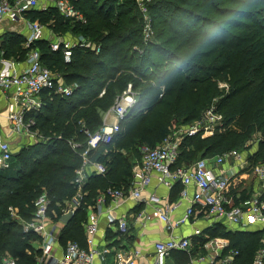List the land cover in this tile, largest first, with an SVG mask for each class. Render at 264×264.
<instances>
[{"label": "trees", "instance_id": "obj_1", "mask_svg": "<svg viewBox=\"0 0 264 264\" xmlns=\"http://www.w3.org/2000/svg\"><path fill=\"white\" fill-rule=\"evenodd\" d=\"M74 4L86 23L64 18L52 5L26 15L56 35L84 37L100 51L75 48L67 63L62 50L53 51L47 38L33 46L43 64L74 90L70 96L45 91L44 106L34 116L45 140L22 147L14 154L12 167L0 171V264L7 256L18 264L37 263L42 253L35 246L39 238L24 233L10 207L30 221L35 202L45 193L51 200L49 214L56 221L62 219V207L77 192L76 170L87 143L83 131L102 128L105 115L129 84L137 102L120 121L121 131L113 142L90 154L107 173L87 176L82 204L61 230L63 246L70 241L86 245L88 206L108 188L130 186L143 145L157 146L174 126L193 123L213 106L223 115L222 126L203 138L185 137L176 166L188 167L199 159L238 150L233 147L251 138L258 127L261 137L248 164H264V0H155L149 6L155 36L148 41L135 0H74ZM23 40L22 34L2 35L0 55L24 61L29 49ZM71 143L79 147L73 149ZM175 188L181 190V185ZM234 199L238 205L246 198ZM219 237L229 240L228 250L239 251L237 264H252L256 252L264 248V228L250 232L216 223L194 240L196 251ZM175 256V264H190L186 252Z\"/></svg>", "mask_w": 264, "mask_h": 264}, {"label": "built area", "instance_id": "obj_2", "mask_svg": "<svg viewBox=\"0 0 264 264\" xmlns=\"http://www.w3.org/2000/svg\"><path fill=\"white\" fill-rule=\"evenodd\" d=\"M74 1V0H73ZM72 0H0V29L9 26L10 23L23 22L29 30L26 36L24 47L29 52L24 60L25 67L19 68L21 62L0 56V92L8 100L5 112H0V118H6L9 134L0 131V171L9 170L13 164V156L16 153L11 142L12 135L23 138L24 143L21 148L30 144H36L45 140L36 126L35 114L44 106L43 95L45 91L53 92L55 95L70 96L73 93V86L64 82L61 76L46 67L41 60L39 49L33 47L34 44L47 38L53 51L62 50L65 62L72 60L75 48L81 47L90 49L96 53L100 51V46L85 39L84 37H63L50 31L38 20L31 21L26 15L31 9L45 11L49 6H54L60 14L73 22L86 23L84 14L77 9ZM153 0H135L139 12L144 20V40L151 39L152 17L149 15V5ZM15 30V29H13ZM104 94V90L100 95ZM130 101V102H129ZM137 102V93L129 84L127 89L117 98L114 106L105 116L113 115L116 122L109 123L104 119L102 128L91 133L88 129L83 132L87 136L86 148L80 153L82 165L76 170L75 184L77 187L76 196L72 201L66 202L61 209L62 217L76 210L81 206L84 198V185L87 176L94 172L98 175H106L107 168L99 162L91 160L90 154L99 149L102 145H109L115 136L121 131L120 121L125 118L128 110ZM107 118V117H106ZM223 115L217 111L216 107L208 109L204 115L193 124L172 130L170 134L157 146L150 147L143 145L140 148L141 159L133 165V178L128 188H108L100 193L94 204L88 206V217L84 223V233L86 245L82 246L78 242L70 241L63 249V254L59 258L55 255L57 243H60L58 232L59 224H65L62 219L54 220L50 213L51 200L44 193L35 202V211L30 221H25L18 214V209L10 207L11 215L21 222L23 231L26 234H35L39 241L35 243L41 250V256L36 264H95L97 259L106 261V256L111 249L99 248L95 236L99 231L100 210L105 207L108 201L120 204L127 198L145 203L160 204L162 198L156 193H152L148 198H143L144 191L152 183L153 179L158 184L172 188L180 184V200L175 203H168L163 207H155L152 215L161 220L168 231L171 232L182 226L197 215L202 214L206 218L215 219L217 222L232 226L248 228L250 226H261L264 228V165H258L254 169V174L260 182V189L248 199L243 206H236L233 197L230 195V188L234 174H219L214 166H221L227 162L235 160L239 165H247L242 159V152L231 150L219 154L213 158H202L188 167L176 166L180 146L187 136L212 135L218 126H222ZM5 133V134H4ZM72 148L79 147L77 143H71ZM214 166H213V165ZM194 187L195 191L190 194L188 188ZM182 199H188L189 207L185 213L176 221L171 220V213L178 207ZM196 208L198 212L196 211ZM151 218V214L141 212L137 219L145 222ZM251 218V219H250ZM111 224H116L121 236L128 233L129 223L126 218L116 219L109 217ZM199 234V232H195ZM192 246V236L179 238L171 236L167 241H160L155 244L154 261L152 264H167L168 259L174 251H184L190 253ZM229 241L219 238L209 239L205 244V254L199 261H207L208 264H237L238 250H228ZM141 256L140 251L124 249L116 250L114 254V264H136L137 258ZM3 264H18L11 257H5ZM252 264H264V248H260L254 257Z\"/></svg>", "mask_w": 264, "mask_h": 264}, {"label": "crops", "instance_id": "obj_3", "mask_svg": "<svg viewBox=\"0 0 264 264\" xmlns=\"http://www.w3.org/2000/svg\"><path fill=\"white\" fill-rule=\"evenodd\" d=\"M15 29V30H13ZM22 34L24 37L23 42L26 39V36L29 33L28 28L23 22L10 23L9 26H3L0 29V37L4 34ZM23 42H21L23 44ZM2 54V53H1ZM1 56V55H0ZM15 59V58H13ZM17 60V59H15ZM19 61V60H17ZM21 64L18 66L19 68H24V61H19ZM8 106V100L2 96L0 92V112H5ZM107 117V118H106ZM105 119L109 123L116 122V118L113 115L105 116ZM8 124L6 122V118H0V131L7 132V135H10ZM5 134V133H4ZM10 142L17 152L21 149V145L24 143L23 138L12 135L10 137ZM243 161L247 162V165H239V162L232 160L227 162L221 166H214V169L219 174H234L235 177L232 181L234 184L233 188H230V195L234 198L239 199L240 197H245L246 199L241 200V202L236 206H243L251 196L258 192L260 189V182L258 181L257 176L253 175L254 179L249 180V176L251 172L248 170L252 167L248 164V158L245 154L242 153ZM253 173V172H252ZM254 174V173H253ZM250 181V182H249ZM174 185L172 188H168L164 185L158 184L156 179H153L152 183L148 186V188L143 193V198H148L152 193H156L160 198H162V202L160 204H152L149 205L142 200H135L133 198H127L122 201L120 204H115L108 201L107 205L100 210L99 214V231L95 236L96 242L99 244V248H110V253L106 256V261L102 262L100 259L95 261V264H114V254L116 250L124 249L125 251L138 250L141 253V256L137 258L136 264H152L154 261V252H155V244L160 241H167L171 236H177L179 238H186L192 236V244L194 240H198V238L203 237L204 233L207 229L213 227L217 222L215 219L206 218L202 214L197 213L195 217H193L190 222L177 227L172 231H168L165 227V224L159 220L156 216L152 215L155 207H163L168 203H175L180 200V191L178 188H175ZM190 194L195 191L194 187L188 188ZM252 193L251 195H249ZM235 196V197H234ZM247 196V197H246ZM190 202L188 199H182L178 207H176L171 213L170 217L172 221H176L179 219L189 207ZM196 211L198 212L197 208ZM141 212H146L147 214H151V218L141 223L142 221L138 220L137 217ZM74 216V215H73ZM113 216L117 220L120 218H126L129 223L128 233L124 236H121L117 230L116 224H111L109 222V217ZM67 224H59L58 232L61 233L62 228ZM230 229L232 230H246V231H256L261 229V226H250L248 228H243L241 226H232ZM199 232V234H195V232ZM113 234V238L110 239L109 235ZM228 240L226 238H221ZM229 241V240H228ZM56 251L55 255L59 258L63 254V246L61 243H57L55 245ZM194 248L190 249V253L186 252L189 257L190 264H208L207 261L201 262L199 261L200 257L205 254V248L203 246V250L196 251ZM179 252L174 251L170 258L167 261V264H175V254ZM41 256V255H40ZM38 257V259L40 258Z\"/></svg>", "mask_w": 264, "mask_h": 264}, {"label": "rangeland", "instance_id": "obj_4", "mask_svg": "<svg viewBox=\"0 0 264 264\" xmlns=\"http://www.w3.org/2000/svg\"><path fill=\"white\" fill-rule=\"evenodd\" d=\"M73 1V0H72ZM155 0H153V2H154ZM74 2V1H73ZM152 2V3H153ZM150 6V5H149ZM142 15V14H141ZM144 25V24H143ZM154 33H155V30H154V26H153V23H152V34H151V38L152 37H154L155 35H154ZM143 35H144V33H143ZM73 38H75L76 36H72ZM78 37V36H77ZM221 88H223V89H227V87H226V85L224 84V83H222L221 84ZM214 107V106H213ZM212 108V107H211ZM195 122V121H194ZM193 122V123H194ZM193 123H191V124H193ZM191 124H189V125H191ZM189 125H181V126H174L173 128H172V130L174 131V130H179V128L181 127V129H185V127H187V126H189ZM261 130H260V128L258 127L256 130H255V132L253 133V135H252V137L251 138H249V139H247V140H242L241 142H239L236 146H234L233 148H237L239 151H241L243 154H245L246 156H247V158H249V156H251L255 151H256V149H257V144H258V141H259V138L261 137ZM202 138L203 137H206V136H202V134L200 135ZM117 149H119V147L117 146L116 147V150ZM228 149H230V148H228ZM120 150V149H119ZM225 150V149H224ZM227 150V149H226ZM222 150H220V151H218L217 153H220ZM141 152V151H140ZM200 157H197V159H199ZM262 165H264V164H262ZM256 166H258V165H256V164H252V167L248 170V172H253L254 173V169H255V167ZM249 173V174H251L250 176H249V180H252V179H254V177H253V175L255 176V174H253V173ZM250 182V181H249ZM234 184H236V183H234L233 181L231 182V188H233V186H234ZM252 193H250L249 195H251ZM247 197V196H246ZM196 245L193 243L192 244V246H191V248H192V250L194 249V248H196L195 247Z\"/></svg>", "mask_w": 264, "mask_h": 264}, {"label": "water", "instance_id": "obj_5", "mask_svg": "<svg viewBox=\"0 0 264 264\" xmlns=\"http://www.w3.org/2000/svg\"><path fill=\"white\" fill-rule=\"evenodd\" d=\"M72 217H73V213L70 212V213H68L67 215H65V216L62 217V221H63L65 224H68V223L71 221Z\"/></svg>", "mask_w": 264, "mask_h": 264}, {"label": "clouds", "instance_id": "obj_6", "mask_svg": "<svg viewBox=\"0 0 264 264\" xmlns=\"http://www.w3.org/2000/svg\"><path fill=\"white\" fill-rule=\"evenodd\" d=\"M130 102V101H129Z\"/></svg>", "mask_w": 264, "mask_h": 264}, {"label": "snow or ice", "instance_id": "obj_7", "mask_svg": "<svg viewBox=\"0 0 264 264\" xmlns=\"http://www.w3.org/2000/svg\"><path fill=\"white\" fill-rule=\"evenodd\" d=\"M251 219V218H250Z\"/></svg>", "mask_w": 264, "mask_h": 264}]
</instances>
